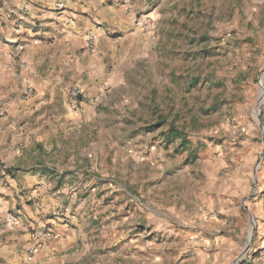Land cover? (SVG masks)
Returning <instances> with one entry per match:
<instances>
[{
    "label": "rangeland",
    "instance_id": "1",
    "mask_svg": "<svg viewBox=\"0 0 264 264\" xmlns=\"http://www.w3.org/2000/svg\"><path fill=\"white\" fill-rule=\"evenodd\" d=\"M146 11V47L98 102L91 144H79L96 154L83 176L94 189L78 194L89 201L75 204L81 242L99 254L138 244L145 264L217 252L226 264L233 250L231 264H264L254 112L264 126V0H162L160 15Z\"/></svg>",
    "mask_w": 264,
    "mask_h": 264
},
{
    "label": "crops",
    "instance_id": "2",
    "mask_svg": "<svg viewBox=\"0 0 264 264\" xmlns=\"http://www.w3.org/2000/svg\"><path fill=\"white\" fill-rule=\"evenodd\" d=\"M161 1L149 7L147 0H65L60 10L55 0H0V264H145L138 244L90 250L75 204L88 202L78 194L94 189L83 176L96 170V154L79 148L91 144L95 117L104 111L93 97L139 60L151 29L141 27L144 13L160 15ZM90 30L95 40L87 47ZM74 85L83 90L75 108ZM47 227L55 237L30 254L35 232ZM219 253L201 264H219ZM175 262L190 264L181 256Z\"/></svg>",
    "mask_w": 264,
    "mask_h": 264
},
{
    "label": "built area",
    "instance_id": "3",
    "mask_svg": "<svg viewBox=\"0 0 264 264\" xmlns=\"http://www.w3.org/2000/svg\"><path fill=\"white\" fill-rule=\"evenodd\" d=\"M64 1L65 0H55L54 2V6L57 9L62 10L63 9V5H64ZM71 20H69L68 18L66 19V22H70ZM95 40V32L93 30H90L86 36H85V45L87 47H92L93 43ZM15 53H17L18 51L21 50V48L19 46H15ZM22 63L24 65H26L25 61H22ZM109 88V84L107 82H104L101 84L100 87V91L93 97L94 101L99 102L101 100V95L103 92L107 91ZM83 90L80 86L78 85H74L71 89H70V94H69V98H70V105L75 108L76 104H77V100L79 98V96L82 94ZM33 93V88L32 87H28L26 89L25 94L26 95H30ZM10 221L12 224H14V218L10 217ZM55 237V234L53 232L52 229L50 228H46L43 231H36L34 234V238H35V242L34 244L31 246V248L29 249V253L33 254L35 251H37L38 247L45 241L48 239H53ZM260 257L264 258V251H262L260 253Z\"/></svg>",
    "mask_w": 264,
    "mask_h": 264
},
{
    "label": "water",
    "instance_id": "4",
    "mask_svg": "<svg viewBox=\"0 0 264 264\" xmlns=\"http://www.w3.org/2000/svg\"><path fill=\"white\" fill-rule=\"evenodd\" d=\"M260 87H261V91H262V93H263V95H264L263 88H262L261 84H260ZM260 104H261V100H260V97H259V100H258V102H257V105H260ZM256 119H257V122H258V125H259L260 129H261L262 132H263V142H264V126H263V124L261 123V121H260L258 115H256Z\"/></svg>",
    "mask_w": 264,
    "mask_h": 264
},
{
    "label": "bare ground",
    "instance_id": "5",
    "mask_svg": "<svg viewBox=\"0 0 264 264\" xmlns=\"http://www.w3.org/2000/svg\"><path fill=\"white\" fill-rule=\"evenodd\" d=\"M260 100H261V102L264 100V95H263L262 91H261V95H260ZM254 112H255V116H256V114L258 113L257 109H255Z\"/></svg>",
    "mask_w": 264,
    "mask_h": 264
}]
</instances>
